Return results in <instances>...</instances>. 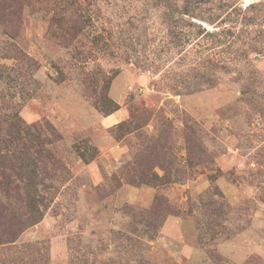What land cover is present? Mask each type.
Masks as SVG:
<instances>
[{
	"label": "rangeland",
	"instance_id": "374dc122",
	"mask_svg": "<svg viewBox=\"0 0 264 264\" xmlns=\"http://www.w3.org/2000/svg\"><path fill=\"white\" fill-rule=\"evenodd\" d=\"M11 118L0 264H264V0H0Z\"/></svg>",
	"mask_w": 264,
	"mask_h": 264
},
{
	"label": "trees",
	"instance_id": "16d2710c",
	"mask_svg": "<svg viewBox=\"0 0 264 264\" xmlns=\"http://www.w3.org/2000/svg\"><path fill=\"white\" fill-rule=\"evenodd\" d=\"M14 119V118H13ZM12 118L8 122L0 121V152L5 155L0 158V167H5L19 182L27 180V126H19ZM6 126H5V124ZM4 131V134H1ZM7 138L8 140H4ZM20 146L21 151L15 154L16 149ZM10 147V150H9ZM6 171V170H5ZM5 176L7 174L5 173ZM140 185H152V179L160 181L161 179L154 176L152 179L138 178ZM6 188L9 183V178H5L1 182ZM159 209L158 201H155L148 213H154Z\"/></svg>",
	"mask_w": 264,
	"mask_h": 264
}]
</instances>
